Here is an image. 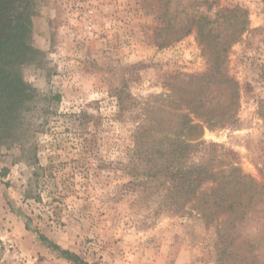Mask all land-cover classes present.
Segmentation results:
<instances>
[{
	"label": "rangeland",
	"instance_id": "374dc122",
	"mask_svg": "<svg viewBox=\"0 0 264 264\" xmlns=\"http://www.w3.org/2000/svg\"><path fill=\"white\" fill-rule=\"evenodd\" d=\"M0 41L36 93L0 147V264H264V0H0ZM188 102L257 184L229 221L134 170L137 129Z\"/></svg>",
	"mask_w": 264,
	"mask_h": 264
},
{
	"label": "trees",
	"instance_id": "16d2710c",
	"mask_svg": "<svg viewBox=\"0 0 264 264\" xmlns=\"http://www.w3.org/2000/svg\"><path fill=\"white\" fill-rule=\"evenodd\" d=\"M6 45L0 41V54ZM5 66L0 64V147L13 138L15 129L11 124L16 122V113L22 109L30 110L36 97L33 88L12 73L16 67L6 69ZM204 79L200 77V80ZM165 101L173 105L177 103L173 96H167ZM186 109L188 112L170 114V117L178 120L177 123L160 124V127L144 124L137 129L133 156L140 164H135L134 170L144 176L162 177L170 182L164 196L166 209L180 213L188 204L197 202L196 206L208 222H214L220 214H226L229 221L233 212L237 211V202L232 201L231 187L243 184L256 188L257 184L242 174L237 162L231 163L228 169L216 170L214 162L220 147L203 139V126L194 123L191 117V114L197 115L199 111L191 102L186 103ZM204 113L208 114L207 111ZM195 155L203 157L195 162L192 160ZM224 156L231 158L229 153ZM210 183L211 187L203 189ZM207 196L213 199L210 212L205 207L200 208V203Z\"/></svg>",
	"mask_w": 264,
	"mask_h": 264
}]
</instances>
